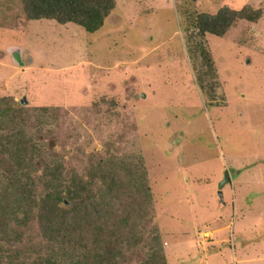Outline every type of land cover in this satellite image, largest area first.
<instances>
[{
    "label": "rangeland",
    "instance_id": "1",
    "mask_svg": "<svg viewBox=\"0 0 264 264\" xmlns=\"http://www.w3.org/2000/svg\"><path fill=\"white\" fill-rule=\"evenodd\" d=\"M246 5L260 18L223 36L193 26L197 13ZM17 107L38 148L34 174L60 164L67 183L101 159L142 164L144 239L120 264L143 261L154 227L168 264H264V0H115L92 33L0 0V135L17 131ZM2 151L0 174L14 168ZM20 230L3 263L46 253L35 215Z\"/></svg>",
    "mask_w": 264,
    "mask_h": 264
},
{
    "label": "trees",
    "instance_id": "2",
    "mask_svg": "<svg viewBox=\"0 0 264 264\" xmlns=\"http://www.w3.org/2000/svg\"><path fill=\"white\" fill-rule=\"evenodd\" d=\"M27 19H54L72 23L87 32L99 29L115 6V0H20ZM260 8L222 6L215 14L197 13L193 26L202 36H223L238 20L257 21ZM206 64L213 67L209 52L201 48ZM200 79V78H199ZM46 110V108H41ZM3 115H10L6 109ZM27 110L17 107V131L0 135V146L14 168L0 176V256L7 251L21 226L35 215L48 244L34 264H120L125 252L143 239L141 226L148 215L151 190L142 164L130 158L101 159L85 176L75 175L64 183L62 166H35V142L24 128ZM14 121V118H13ZM141 162V158H139ZM44 193L36 194V181ZM140 264H168L157 229ZM7 242V243H8ZM7 253V252H6ZM3 258V257H2ZM0 264H12L10 261ZM17 264H25L20 262Z\"/></svg>",
    "mask_w": 264,
    "mask_h": 264
},
{
    "label": "water",
    "instance_id": "3",
    "mask_svg": "<svg viewBox=\"0 0 264 264\" xmlns=\"http://www.w3.org/2000/svg\"><path fill=\"white\" fill-rule=\"evenodd\" d=\"M15 53L13 52V57L15 61H17L18 63H21L19 56H16ZM21 102L26 103L27 102L26 98L23 97L21 99ZM229 182H230V177H229L228 172L225 170L223 173L222 179L220 180L219 185H218V194L220 195V197H222L221 189Z\"/></svg>",
    "mask_w": 264,
    "mask_h": 264
}]
</instances>
